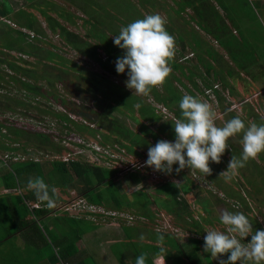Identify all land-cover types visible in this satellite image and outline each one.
Instances as JSON below:
<instances>
[{"label":"rangeland","instance_id":"rangeland-1","mask_svg":"<svg viewBox=\"0 0 264 264\" xmlns=\"http://www.w3.org/2000/svg\"><path fill=\"white\" fill-rule=\"evenodd\" d=\"M10 4L13 5L15 8L14 11L18 10L19 8L25 9L27 12L34 13V15L39 19L40 24L43 26V28L46 30L47 35L37 37V34L33 36L32 33H30V38L34 40L35 44H40L45 47H52L53 45L56 46L54 48L58 53H61L63 58H55L54 60H49L46 58V51L44 52L41 50V52L38 54L39 56L34 57L27 54H21L19 51H2L3 55L6 58H9L11 60H17V63L26 65L27 67L32 66L35 67L36 72L39 73V78L37 81L41 84H46L47 81L44 79L45 76L56 78L57 74L61 72V75L64 74V76H68L72 79L69 80L68 85L72 88L73 84L79 85L77 88L78 95L77 97H74L71 95L65 88H59L57 89V93L62 95L64 98L73 99L78 104H82L86 106L87 108H93L98 110L97 112L101 116V111L105 109L106 103L111 102L114 106H116L115 109L110 113H107V116H110L112 118L119 117L120 121L115 126H120L121 128H127L132 132H137L141 135L142 140L140 143L131 142L130 140V134L126 133L128 135L123 137L120 136L121 134L119 131L113 134V141H106L105 134L110 133L111 131L107 128L108 120H103V124L100 122L96 123V125H93L96 129L99 130L100 134L97 135L96 138H91L90 134L95 135L97 133V130L91 129L89 127H85L84 125H78V123H70V121L61 120L57 121L53 114L51 112H45L44 108L47 107L48 109H54L55 111L60 110L61 112H68L71 114L72 120H76V122H80L83 120V117L86 118V116H82L78 114L76 111L73 110H61L64 107H62L60 104H56L52 99H48L40 96V95H34L32 92H29L26 90V88L21 87L20 84L12 78L11 75L16 74L15 70L10 68L7 65H4L0 62V70H2L5 74L6 79L0 80V121L4 120L3 122H6L5 119H9L13 121L16 125H21L23 127V130L25 131H32V130H39L44 132H49L53 138V140L56 143H60L61 146L65 145L67 146V150H64V152H56L57 150L52 149L50 145L41 144V146H37L38 142L29 135L26 132H22V134L18 138H21V142L23 145L27 146L26 149L30 150V154L34 155L36 157H41L45 159L46 161H50L51 164L55 162L53 158L60 157V158H82L86 160H97L100 163L104 164H111L113 168H121L125 170V167L133 168L132 170H142L146 177L148 178V185L149 190L152 194L149 196L144 195V193H138L137 195H133L131 197H125L121 202L122 208H128L130 209V202L134 204L136 207L142 208L143 211L150 210V212L154 213L157 208L155 206H151L152 202L149 201L150 197L154 201H163V197L169 196L168 194L160 191L162 189L161 187L157 188L158 185H160L165 180H176L179 182H182L184 179V174L182 171L178 172L176 175H174L172 178L170 177L169 173H165L162 171H157L152 169L151 167H148L146 165H143L142 167L139 166L140 162H144L147 159V153H148V147L150 144H155L160 139L165 140H174L175 133L172 122L180 118L181 109L179 108V101L182 98L184 94H191L205 102H207L210 106V108L213 110L215 114V123L217 126H223V124L230 120L231 118L235 116H240V118L245 122V124L249 123H264V120L261 119V117H264V81L261 80L262 78H255L252 75L248 74L247 72L241 70L238 68L236 63L232 60L231 56L227 53V51L219 46V43H216L214 41L215 39L207 34L203 29H201L196 22H187L186 19H188L189 12H192V9H188V11H184L182 13L183 16L177 17L174 8L175 2L174 0H158V2H155V4H152L150 2H138V0H132V2L136 3L138 5L139 10H141V13L139 15H143V17L146 14H158L162 17L164 23L172 24L173 25V34H170L174 38V49L175 51V57L178 58L181 54L182 50V43L177 41L178 35L180 33H184L189 31V34H187L189 37H191L190 32L193 28L199 32V34L202 35L204 39H206L209 43L213 44L214 47L219 49V51L224 55L223 61L224 63L218 64L219 62H216V68H220L219 66L224 67V74L229 80L230 85L234 86L235 92H230V89L224 85L221 81H216L215 84L218 85L217 88L223 89L226 95L228 97L226 99H220L219 97H216L211 94L209 95L206 91L205 93V84L203 83V80L201 77L195 76V79H197V82L199 84V87L194 86V84L189 80L187 76H185L182 71L176 70L177 76L180 77V80L177 78L172 77V75H168L166 79L164 80L162 84L158 86H154L151 88V91H149L146 94H136L133 93V90L126 87L125 81L127 79V74L125 73H115V71L112 70V72L104 71L103 67L101 66L100 62L95 61L93 58L82 54L80 51H77L75 48L70 44L65 43L63 38L59 36L58 34H55L48 26V21L46 20V17L42 14V12L39 9V5H46L42 7H47L49 10V13L52 14L53 17H58L60 20H62L64 23H66L70 28L78 30L82 35L83 39H88V41L91 44V49H93L95 42L97 41L93 37H87L86 31L89 30L91 25L83 23L82 18H89L90 16H96L98 14L99 8L92 6L97 1L103 2L104 5L112 6V7H120L122 6L119 2L120 0H71L72 3L69 0H9ZM217 1V0H216ZM34 3L38 5L31 6V3ZM99 2V3H100ZM218 2V1H217ZM229 3L234 5V9L232 12L233 16H245L247 17L248 14H252V16L257 17V20L264 24V0H250V5L246 3L245 0H228ZM123 3V2H122ZM219 3V2H218ZM131 4V3H130ZM77 5L84 6L86 10H81L77 8ZM100 5V4H99ZM115 7V9H116ZM137 8V6H136ZM257 10V11H255ZM113 10V8H110ZM138 9V8H137ZM137 9H134L132 6L130 8L127 7L126 4H123V11L125 14L131 15L133 18L138 15ZM63 10L65 13H69L72 15V19L77 21L78 24H70L67 20H64L60 15H58L59 11ZM254 10V11H253ZM100 12L103 13L102 10ZM115 12V10H114ZM223 12V10H222ZM224 13V12H223ZM11 16H13V13H11ZM108 18L106 20L111 21L113 23V19L109 18V15H106ZM111 16V15H110ZM117 16V14H116ZM121 17V16H120ZM140 18V16H139ZM27 19V18H26ZM141 19V18H140ZM20 20V18H19ZM16 21V20H15ZM10 23L8 18H2L0 19V33L4 29L8 30L9 25L14 28H21L18 26V24H14V19L11 20ZM17 22V21H16ZM18 23V22H17ZM117 23H121V21L117 20ZM250 25V22L247 24V26ZM122 26H120L121 29ZM24 31L28 32V29L22 28ZM21 29V30H22ZM92 29L90 28V31ZM101 30L102 34H106V31L111 36L112 39H114L115 34L113 32H109L108 29H98ZM259 31V30H257ZM6 32V31H5ZM254 31L248 32V34H252ZM261 35L264 34V29H261ZM189 39H187L188 41ZM94 42V44L92 42ZM80 43L89 44V42L85 40H79ZM100 48L98 49L100 51L101 56L103 59L107 57L106 53L104 52V48L106 49V46L104 42H101ZM111 45V43H110ZM186 48L184 49V53L190 56L189 61L185 59H180V62H185L188 64L187 67L191 66L194 68L193 64L198 63L200 67V71L203 73H206V67L202 65L201 62H198V59L196 57V54H194L189 46V44H186ZM261 50L264 52V44H260ZM112 47V45H111ZM9 50V49H8ZM180 51V52H179ZM10 54V56L8 55ZM173 57V55H172ZM19 59V60H18ZM73 62H75L73 64ZM30 63V64H29ZM78 66H77V65ZM110 65L112 64L109 63ZM168 66L171 68V66L168 64ZM233 66L235 71V76L229 75L227 72L228 67ZM80 67L81 69H79ZM187 67L185 68L186 73H190L188 71ZM68 71V73H66ZM92 72H98L105 74L106 77H102L98 75L97 78H94L95 73ZM237 72L240 74L237 75ZM19 77L25 78L24 75L18 74ZM212 79V76H210ZM98 80H101L104 88L106 90L112 91L108 93L110 96L101 95L104 97L99 96V98L105 99V103L103 106H99L97 104V99L95 100V96H91L90 93L87 94L88 88L90 87L89 92L93 90L92 85L97 86ZM172 81L173 88L168 89L166 87L168 82ZM183 81V83H182ZM88 82H90V86H88ZM59 85V82L57 83ZM88 87V88H87ZM75 87H73L74 89ZM175 88V91L178 94L179 99L175 100L173 95V89ZM60 91V92H59ZM153 91V92H152ZM155 91L159 92L162 96V98L155 97ZM140 96L143 99H145V102L147 105H149V108L152 107V110H147L146 114L143 115L141 113L139 105L134 102L135 98L134 96ZM9 97L8 100L3 99ZM43 98V100H41ZM225 98V97H224ZM13 99L15 100H22L24 101L20 105H15L13 103ZM39 99L41 101H39ZM3 100V101H2ZM4 102V103H3ZM231 102V103H230ZM5 103L11 104L13 107H8ZM41 103V108H38L37 104ZM132 103H134V108L131 110L129 108ZM141 107V106H140ZM22 108V109H21ZM92 110V109H91ZM110 110V109H107ZM92 118V116H91ZM87 119V118H86ZM105 119V118H104ZM72 122V121H71ZM163 123V124H162ZM149 126V128L147 127ZM67 126V127H66ZM114 126V125H113ZM145 126L148 128L146 130ZM81 128H86L87 130H81ZM80 131V132H79ZM81 131H87L89 133H81ZM7 139H10L12 142L14 140L12 137L8 135H4ZM241 138L242 133L237 134L234 137H230L228 140L229 147L225 150V153L222 154L221 161L219 163L211 162L210 161V167L212 169L211 173L208 175H205L203 173H200L199 170H190L188 167H185L182 169L187 176H185L186 183H190L191 189L186 192L183 191L182 193L189 201L190 205L188 207H185L184 201L181 202V204H175V201L171 197L172 205L177 209L175 212L178 215H181L182 219L189 218L191 221H194L198 224L199 221L194 219L193 217H190V213L193 212L195 215V218L200 216L201 224L204 225V230L190 231L189 229H181L180 225L184 223V221L176 220L174 219V215L171 216L168 214L164 209L157 210V212L160 213V215L157 217V219L154 221L144 220L142 222H145L146 224L140 223L141 220L134 219L133 221H127V218H125V223L127 224H135L137 222L136 227L135 226H124L125 231H127L131 236L137 237V231L141 232L143 237H148L145 239L147 243L140 242V239L138 242H136L137 247L142 250L143 247L149 246L151 244L150 237L153 236V230L156 229H162V230H169V232L172 231L177 234V236L182 241L189 240L188 237H198L202 238L200 245L201 247V255L206 257L204 258V262L206 264H210L213 262L212 259H210L209 254H205L203 245H204V236L206 235V230L215 229L219 231H225L226 228L223 224L219 221V215L222 211L228 210L229 208H240L245 209V204H249L250 209H246V213H248V218L251 220L253 230L258 229L257 224H260L259 229L264 230V202L259 203L256 199H253L250 196V193L253 194L255 190V186L260 185L261 192L259 195V198H264V184L262 183L264 180V157H259L261 154L264 156V152L259 153L255 158L249 159L245 165L242 168H239L236 172V175L233 176V178L225 182L224 178L222 176H219V174L227 169L228 162L232 158L233 154L232 152L235 151V155L239 157L240 152L242 150L241 145ZM22 139H24L22 141ZM3 141H6L4 139ZM121 142H125V144H129L136 148L137 153H132L128 150L126 146H124ZM30 145V147H28ZM9 153V152H7ZM18 158L25 159L28 155L25 154L23 150H19L17 152ZM20 153V155H19ZM32 153V154H31ZM3 155L2 152H0V156ZM23 155V156H22ZM14 157L15 158H17ZM113 158V160L111 159ZM5 159L8 161V157L5 156ZM11 160V159H9ZM44 160V161H45ZM108 160V161H107ZM2 166H0V239H5L2 245H0V264H44L42 259H39V256H42L41 254H36V249L33 243H31L28 239V233L27 232H19L15 233L13 235H10L11 232H14L15 229H17V220L14 213V210L12 208V204L15 203L16 208L18 209L19 213H29L27 209L24 207L23 202V194L21 193L22 201L18 198L17 194L20 192L14 191V189H7L4 181L12 182L13 179L15 180L16 177L21 182L22 190L25 191L28 189L27 183L25 181H28L29 178L35 176L29 175V174H22L20 176L16 175L14 173V170H16V164L15 165H8L4 159H3ZM18 165V164H17ZM178 165L173 166V171H175V168ZM2 169V170H1ZM7 170V171H6ZM131 170V169H130ZM12 172V174H11ZM110 170H106V173H110ZM176 172V171H175ZM185 174V175H186ZM40 177V176H39ZM36 176L33 178L35 179ZM57 178V176H55ZM253 180L255 183L253 184ZM117 184L119 185L120 182L118 179H116ZM142 184L134 185L132 187L128 188V192H132L136 190L138 187H140ZM162 186V184L160 185ZM183 186H186V184H183ZM106 187L102 188L100 191L104 196H110V192L105 189ZM56 189L58 192L64 196V197H73L76 195L75 190L71 189L70 191H61L59 186H56ZM147 189V188H145ZM183 190H186L183 189ZM9 194V195H8ZM93 195L97 196V192H93ZM13 199V202L11 203L10 197ZM78 198L74 197V200ZM131 199V201H129ZM245 199V200H244ZM223 200L225 202H223ZM261 200V199H260ZM257 201V202H256ZM63 200H59L56 202L57 204H61ZM129 202V205H126ZM113 203V202H112ZM126 203V204H125ZM200 204V205H199ZM114 207L115 203L111 204ZM150 205V206H148ZM204 205H209V207H212V213L210 212L211 220L209 222H204V219L206 220L208 216V212L205 210ZM65 207V206H63ZM133 208V207H132ZM135 209V208H134ZM88 209L84 210H71L70 213L64 211L60 212L61 214H64L65 212L67 214L71 215H86L85 213ZM116 211V210H113ZM148 212V211H147ZM145 212V213H147ZM149 212V213H150ZM231 212V211H230ZM232 212H235L232 210ZM240 212V211H239ZM134 213V212H133ZM135 214V213H134ZM192 216V215H191ZM35 216H31L30 218H34ZM40 217V218H39ZM36 218V221L41 225V223H46L48 225V220L45 219L42 216H39ZM63 217V216H62ZM62 222H69V224L77 225L78 221H72L71 218H62ZM120 216L112 217L110 219H115ZM49 218V217H48ZM109 219V220H110ZM121 219V218H118ZM40 220V221H39ZM50 220L52 223L55 222V217L51 216ZM147 221V222H146ZM140 223V224H139ZM66 225H63L65 227ZM49 227V226H48ZM205 231V233H204ZM94 231H91L89 235H92ZM140 233V235H141ZM85 235V234H83ZM88 237H86L87 239ZM171 236H168V240H171ZM246 240L251 239V235L245 238ZM153 243V242H152ZM32 249V252L26 251L25 248ZM47 247V246H44ZM141 247V248H140ZM47 249V248H46ZM92 250H90L91 253ZM29 253H32L34 255V260L30 261L28 258H31L29 256ZM89 253V255H90ZM94 258L95 255L91 254ZM102 251H100V257L101 262H99L96 258H94L97 263L99 264H106L107 256L103 257ZM174 257H172L171 260L168 262L173 261ZM216 263V262H215ZM245 264H251V262L246 261Z\"/></svg>","mask_w":264,"mask_h":264},{"label":"trees","instance_id":"trees-1","mask_svg":"<svg viewBox=\"0 0 264 264\" xmlns=\"http://www.w3.org/2000/svg\"><path fill=\"white\" fill-rule=\"evenodd\" d=\"M71 3L72 1L69 0ZM219 2V5L223 8L225 11V14H223L216 3L212 0H174L175 7L174 11L178 18L179 16H183L182 13L184 11H188V9H192V12H189V18L186 19L187 22H196V24L203 29L207 34L212 36L216 41V43H219V46L224 48L227 53L231 56L232 60L236 63L239 69L247 72L248 74L252 75L255 78H264V52L261 50V45L264 44V34L261 35V29H264V24L259 22L257 20V17L252 16V14H248L247 17L245 16H233L232 12L234 5L229 3L228 0H217ZM247 4L250 5V0H245ZM97 1L95 5L92 6L98 7L99 12L96 16H90L89 18H82L84 21V25L88 24L91 25L90 28L92 29L90 31V28L88 31H86L87 37H93L97 41L92 42L94 44L93 49H91L90 40L83 39L80 35L78 30L70 28L66 23H64L62 20H60L58 17H53L52 14L49 13V10L44 5H39V9L42 12V14L46 17V20L48 21V26L55 34H58L63 38L65 43L70 44L73 49L75 48L77 51H80L82 54L87 55L91 58H93L95 61L100 62L101 66L103 67L104 71L112 72L115 71V73H118L115 68V61L117 57L123 55L124 50L116 46L113 42L114 39L111 38V36L106 31V34H102L101 30L98 29H108L109 32H113L115 35L119 33L120 26H126L128 23L143 18V15H139L141 13V10H139L138 5L136 3L132 2V0H120V4L122 6L120 7H112V6H105L103 2ZM123 2V3H122ZM138 2H150L152 4H155V2H158V0H138ZM131 3V4H130ZM73 4V3H72ZM100 4V5H99ZM123 4H126L128 8L131 6L134 9H137L138 15L136 18L132 17L129 14H125L123 11ZM31 6L38 5L31 3ZM137 6V8H136ZM251 6V5H250ZM78 9L86 10L84 6L77 5ZM110 8H113L110 9ZM13 5L10 4L9 0H0V17H7L8 19L12 20L14 19V24H18L21 28H14L9 25V29H4L2 33H0V52L1 55H3L2 51H19L21 54H27L34 57L39 56L38 54L43 50L46 51V58L49 60H54L56 57L63 58L61 53H58L54 48L56 46L52 47H45L40 44H35L34 40L30 38V32L24 31L22 28L28 29L29 31L35 32L37 34V37L47 35L46 30L43 28V26L40 24L39 19L34 15V13L27 12L23 8H19L18 10L14 11ZM254 9V8H253ZM100 10L103 11L100 12ZM115 10V12H114ZM255 10V9H254ZM253 10V11H254ZM257 11V10H255ZM13 13V16L10 15ZM109 15V18L113 19V23L111 21L106 20L108 17L106 15ZM117 14V16H116ZM58 15L62 17L64 20H67L70 24H78L77 21L73 20L69 13L63 12V10H60ZM111 15V16H110ZM121 16V17H120ZM140 16V18H139ZM20 18V20H19ZM27 18V19H26ZM18 22H16V21ZM117 20L121 21V23H117ZM250 22V25L247 26V24ZM13 23V22H12ZM165 29L168 31L169 34H173V25L164 23ZM22 29V30H21ZM259 30V31H257ZM6 31V32H5ZM254 31L252 34H248V32ZM187 34H189V31L184 33H180L178 35L177 41L182 43V50L181 54L178 58L175 57V49L173 50V57L171 56L168 60V64L171 66L170 73L168 75H172V77L177 78L180 80V77L177 76L176 70L182 71V73L189 78V80L194 84V86L199 87V84L197 82V79H195V76L201 77L203 80V83L205 84V88H210L215 85L216 81H221L224 83L225 86H227L231 92H235L234 86L230 85L228 78L224 74V67L219 66L220 68H216V62H219L218 64L224 63L223 57L224 55L213 46V44L209 43L206 39L202 37L201 34L195 28L192 29L190 32L191 37H189ZM187 39H189L187 41ZM79 40H85L89 42V44L80 43ZM101 42H104L106 49L104 48V52L106 53L107 57L103 59V57L100 54V51L98 50L100 48ZM112 47H111V45ZM186 44H189L192 52L196 54V57L198 59V62H201L203 66L206 67V73H203L200 71V67L198 63L193 64L194 68L188 66L185 62H180L179 58L185 59L189 61L190 56L184 53V49L186 48ZM9 49V50H8ZM179 51V52H180ZM0 55V62L4 65L9 66L13 70H15L16 74L11 75L14 80H16L21 87L26 88L27 91L32 92L34 95H40L45 98L46 100L52 99L56 104H60L62 107H64L61 110H73L76 111L78 114L83 117V120L80 122H76V120H72V118L69 116L70 114L68 112H61L60 110L55 111L54 113L59 116L61 119L70 121V123H78V125H84L85 127H89L91 129L97 130V133L95 135H92L91 133L87 131H81L87 132L90 134V137L96 138L98 134H100L99 130L96 129L93 125H96V123L100 122L103 124V120H108L107 128L111 131L110 133H106L104 137H106V141H113V134L119 131L121 134L120 136H127L126 133L130 134V140L131 142L140 143L142 140V137L137 132H132L127 128H121L120 126H115L120 121L119 117L112 118L110 116H107V113L112 112L115 109L116 106H114L111 102H107L105 109L103 112L101 111V116L98 113L99 111L93 108H87L86 106L82 104H78L73 99H66L59 93H57V89L59 88H65L71 95L74 97H77L78 90L76 87L79 85L73 84V87L71 88L68 85L69 80L72 81L70 77L64 76V74L61 75V72L57 74L56 78H51L48 76H45L44 79L47 81V85L43 83H39L37 79L39 78V73L36 72L35 67L19 64L17 63V60H11L9 58H6L4 56ZM10 56V54H8ZM19 60V59H18ZM112 64L110 65L109 63ZM75 62H73L74 64ZM30 64V63H29ZM77 65V64H76ZM78 66V65H77ZM187 67L188 71L190 73H186L185 68ZM81 69L80 67H78ZM235 68L233 66H229L227 69V72L229 75L235 76ZM68 73V71H66ZM95 73L94 78H97L98 75L102 77H106L105 74L98 72H92ZM18 74H22L25 76V78L19 77ZM240 73L237 72V75ZM212 76V79L210 78ZM5 74L2 70H0V80L6 79ZM99 78V77H98ZM59 82V85L57 84ZM165 82V81H164ZM169 84L166 85L168 89L173 88L172 81L168 82ZM183 83V81H182ZM88 86H90V82H88ZM88 88V87H87ZM93 90L89 92L90 87L88 88L87 94L90 93L91 96H95V100L97 99V104L99 106H103L105 103V99L99 98L101 95L110 96L108 93L112 92L109 90H106L104 88L101 80H98L97 86L92 85ZM264 89V87H263ZM173 95H175L174 99H179L177 92L175 91V88L173 89ZM60 92V91H59ZM153 92V91H152ZM155 97L162 98L161 94L157 91L154 92ZM220 99H225L226 97L223 96L219 91H217ZM135 100L134 102L139 105V108L141 113L143 115L146 114L147 110H152V107L149 108V105L145 102V99H143L140 96L133 95ZM104 97V96H101ZM225 97V98H224ZM8 100L9 97L3 98ZM13 103L15 105H20L24 101L22 100H15L13 99ZM43 100V98L41 99ZM39 99V101H41ZM3 101V100H2ZM4 103V102H3ZM231 103V102H230ZM8 107H13L11 104L5 103ZM38 108H41L42 104H37ZM134 103L129 107L131 110L134 108ZM141 106V107H140ZM14 108V107H13ZM22 109V108H21ZM92 109V110H91ZM110 109V110H107ZM45 112H52L51 110H56V108H44ZM98 111V112H97ZM92 116V118H91ZM105 118V119H104ZM6 122H3L4 120L0 121V152L3 153V155L0 156V166H2L3 159L4 161L12 166L16 164V170H14V173L18 176L22 174H29L34 175L39 178H42L47 185H49V188H55L56 186L60 187L61 191H70L71 189L75 190L76 195L71 197H64L61 194L58 193L56 189L55 193V200L58 202L59 200H63L61 204L55 203V207L49 208L46 206V202H42L41 208H33L31 209V204L38 199L34 195L33 191L27 189L25 191L22 190L21 182L18 179V177L13 179L12 182L4 181L6 188L8 189H14L16 192H20L17 194L18 198L22 201L21 193L23 194V202L24 207L27 209L29 213H22L20 214L18 209L15 206V203L12 204V208L14 210L16 220H17V229L14 230V232H11L9 237L15 233H19L21 231L28 233V238L30 241H33V245L35 246L36 254H41L42 256H39V259H42L44 264H99L97 261L87 253L86 250H81L78 248L76 241L78 240V236L83 232L80 229H74L75 236L74 238L67 239L68 241H64L62 237H59L57 233L49 234L48 231L46 232L44 230V226L40 225L36 218H38V215H43L47 211H54V212H64L66 211L63 206H66L67 204H70L74 202V197L76 198H85L87 202L89 203H95L99 206L104 207L107 210H115L118 209L122 210L124 213L120 212L118 210V218H127V221H133L134 219H147L150 221H154L157 219V217L160 215L157 210L164 209L168 214L171 216L174 215V219L184 221L183 224L180 225L181 229H189L190 231H199L204 230V225L201 224L200 216L195 218V215L193 212L190 213V217H193L194 219L198 220L200 224L191 221L189 218L182 219L181 215L176 214L175 212L177 209L172 205L171 197L175 201V204H181L182 201L185 203V207H188L190 205L187 198L182 193L183 191L188 192L191 189L190 183L187 184L185 181V176L187 174L181 170L184 174V179L182 182L176 181V180H165L162 182V186L158 185L157 188L161 187L160 191H162L165 195L168 194L169 196L163 197V201H154L153 199L149 198V201L152 202L151 206H155L157 210L152 213L150 210L143 211L140 207H135L132 203L131 199H129L131 210H128V208H122L121 202L125 197H131L133 195H137L138 193H144V195H151L152 193L149 190L148 185V178L144 174L142 170L136 169L132 170L133 168L125 167L124 169L121 168H113L111 164L107 165L104 163H100L97 160H86V159H76V158H69V159H63L60 157L53 158L55 162L53 164L50 163V161H46L45 159L41 157H36L34 155L29 156L30 150L26 149L23 143L21 142V138H17L19 141L17 144L11 143L10 139H7L4 135H8L9 133H12V135H15L18 137L22 134L23 127L21 125H16L13 121L9 119H5ZM72 121V122H71ZM163 124V123H162ZM114 125V126H113ZM67 127V126H66ZM149 128V126L147 125ZM145 126V129H148ZM81 130H87L86 128H81ZM27 134L31 137H33L37 142V146H41V144L47 143V145H50L52 149H56V152H64V150H67V146L62 145L59 143H56L51 134L49 132L37 131H25ZM80 132V131H79ZM113 132V134H112ZM83 133V134H85ZM125 135V136H124ZM6 139V141H3ZM8 141V142H7ZM124 146L128 148L129 151L132 153H137V150L135 147L125 144V142H121ZM30 147V145H28ZM19 150H23L25 154L28 156L25 159L18 158L17 152ZM9 152V153H7ZM32 154V153H31ZM233 155H235V151L232 152ZM20 155V153H19ZM5 156L8 157V161L5 159ZM14 159V157H16ZM23 156V155H22ZM236 156V155H235ZM259 157H264L262 154ZM113 160V158H111ZM45 160V161H44ZM108 161V160H107ZM18 164V165H17ZM131 169V170H130ZM2 170V169H1ZM106 170H110L111 172L108 174L106 173ZM7 171V170H6ZM1 174V172H0ZM12 174V172H11ZM177 172L173 171L170 173V177L172 178L174 175H176ZM186 174V175H185ZM35 176L31 177L34 178ZM57 176V178H55ZM116 179L120 182L118 185L116 182ZM250 181H253L250 179ZM264 184V180H262ZM27 183V181H25ZM255 183L254 181L252 182ZM140 185L136 190L132 192H128V188L132 187L134 185ZM183 184H186V186H183ZM106 187L110 192V196H104L102 192L100 191L102 188ZM255 190L252 193H250V196L253 199H256L259 203L264 202V198H259L261 188L260 185L255 186ZM147 188V189H145ZM186 190H183L185 189ZM93 192H97L98 195H93ZM9 195V194H8ZM11 200V203L13 202V199L11 196L9 197ZM261 199V200H260ZM245 200V199H244ZM256 201V202H257ZM115 203L114 207L113 203ZM223 202H225L223 200ZM127 203V202H126ZM125 203V204H126ZM104 204V205H102ZM129 205V202L126 204ZM200 205V204H199ZM150 206V205H148ZM133 207V208H132ZM245 209L240 208H229L230 211L234 210L235 212H242L247 217L249 216L248 211L246 209H250L249 204H245ZM135 208V209H134ZM205 210L208 212L207 219H204V222H209L211 220V214L213 208L209 207V205H204ZM148 211V212H147ZM68 212V211H66ZM64 213L61 217L62 218H71L72 221H85L88 220L94 224H103L105 220H108L112 217H116L117 215H113L111 213L104 216V213L102 212H93L90 211V216L87 215H71ZM135 214H134V213ZM147 212V213H145ZM150 212V213H149ZM35 216L34 218H27L28 214L32 216ZM70 213V212H68ZM173 214V215H172ZM192 215V216H191ZM117 218V219H118ZM250 220V219H249ZM251 222V220H250ZM64 223V222H63ZM69 223V222H65ZM127 224V223H126ZM83 223L74 225V227H81ZM134 224H127L126 226L132 227ZM70 225H67L62 230V235L65 236H71L69 232L71 229H69ZM260 224H257V227L259 229ZM74 228L73 226H71ZM253 227V226H252ZM254 229V228H253ZM80 230V231H79ZM73 232V230H72ZM127 235L131 239L133 236H131L127 231ZM153 236L150 237L152 240L151 244L149 246L152 247L156 253H160V255H164L168 258V261L174 257L173 261L168 262V264H206L204 262V256L201 255V247L200 245L202 238L188 237L189 240L182 241L175 232L172 231L169 232V230H162V229H155L153 230ZM205 233V231H204ZM162 235L163 239L160 240L159 236ZM168 236H171V240H168ZM5 239H0V245L4 242ZM134 240H131L130 246L133 245L134 248L136 247V252H140V249L137 248V244L133 242ZM115 245V244H114ZM127 245V246H129ZM47 246V247H44ZM119 247L118 250H122ZM47 248V249H46ZM26 251L32 252V249L25 248ZM205 252V251H204ZM205 254H209L210 259L213 260L210 264H219V260L221 258L226 259L228 253L220 254V257L213 258L210 253L205 252ZM140 255V254H138ZM137 255V256H138ZM29 256L31 258H28L30 261L34 260L35 258L32 253H29ZM216 262V263H215ZM146 264H157V262L152 258L146 257ZM239 264V262H237Z\"/></svg>","mask_w":264,"mask_h":264},{"label":"clouds","instance_id":"clouds-1","mask_svg":"<svg viewBox=\"0 0 264 264\" xmlns=\"http://www.w3.org/2000/svg\"><path fill=\"white\" fill-rule=\"evenodd\" d=\"M28 32L35 36L33 31ZM113 42L124 50L123 55L115 61L116 71L126 72L125 84L133 93H148L152 87L162 84L170 73L168 60L173 55L174 38L165 29L160 15L146 14L122 26ZM179 108L180 118L172 122L174 140L160 139L150 144L144 165L169 174L173 172V166L178 165L175 168L177 173L188 167L208 175L212 171L210 161L219 163L229 147V138L242 133L239 157L233 155L227 169L219 174L228 182L249 159L264 152V123L246 125L237 115L223 126H217L209 104L191 94L182 96ZM59 119L61 123L60 117L56 120ZM261 119L264 120V117ZM27 187L39 201L46 202L47 207H55L56 189H50L42 178H29ZM86 215L92 217L90 213ZM219 221L226 230H206L203 245L205 252L210 253L214 259L228 253L226 259L219 260V264H245L246 261L264 264V230H253L249 218L242 212L224 210L219 215ZM249 235L251 239L246 240ZM140 238L143 239L142 234ZM159 239L162 240L163 236L160 235ZM135 264H146V254L138 255Z\"/></svg>","mask_w":264,"mask_h":264},{"label":"crops","instance_id":"crops-1","mask_svg":"<svg viewBox=\"0 0 264 264\" xmlns=\"http://www.w3.org/2000/svg\"><path fill=\"white\" fill-rule=\"evenodd\" d=\"M212 1H214V3H216L217 5H219V3L216 0H212ZM218 8L222 12L223 8L220 5L218 6ZM223 12L222 13L225 14L224 10H223ZM261 80L264 81V78H262ZM217 91H219L226 98L228 97V95L225 94L223 89L216 90V93H217ZM230 92H231V90H230ZM217 96L219 97L218 93H217ZM9 136L12 137V139L14 140V142H12L10 140L11 143L17 144L19 142L17 140L18 137H16L15 135H12V133H9ZM23 140L24 139H22V141ZM102 205H104V204H102ZM118 210H120V209H118ZM128 210H131V208ZM120 212L125 214V212H123L122 210H120ZM62 215L63 214H61L60 211L54 212V211L50 210V211L45 212L43 215H38V217L42 216L48 220V222H47L48 225H46V223H44V224L41 223V225L44 226V230L46 232L48 231V233L51 235L52 234L55 235V233H57L58 236L62 237V239L64 241H68L67 239L74 238V236H75L74 229H80L81 231H83L78 236V240L76 241L78 248L81 250H86L87 253H90V250H92L90 255L94 254L95 255L94 258H96L99 262H101L100 251H102V253L107 256V259H106L107 263L106 264H135V259H136L137 255L142 254V253L146 254L147 258L152 257L157 262V264H168V258L164 255H160V253H156V251H154L151 246L143 247L141 250V253H140V252H136L137 251L136 247L134 248L133 245H131V246L129 245L131 243V240H134L133 242L136 243V242H138L139 239H140V242L142 241L143 243H147L145 241V239H147L148 237H143V239H141L140 238L141 232L137 231V234H138L137 237L135 238L133 236L130 239L129 236L127 235L125 229H124V226H126L127 224L125 223V220L123 218L122 219L116 218V220L115 219H113V220L108 219V220H105L103 224H94L88 220H86L85 221L86 223H84V221L80 220V222H78V224L83 223V225L79 228V227H74L73 224L63 223L61 221ZM51 216L55 217L54 223H52V221L50 220ZM27 218H30V214H28ZM142 221H144V220H141L140 223ZM142 223L146 224L145 222H142ZM63 225H66V226L70 225L68 227H69V229H71V231L69 232V234L71 236L62 235L61 232L64 229ZM136 225H137V222L134 224V226L136 227ZM71 226H73L74 228H72ZM155 229L156 228H154L152 230H155ZM72 230H73V232H72ZM91 231H94V233L92 235H89ZM22 232L24 233V231H22ZM83 234H85V235H83ZM86 237H88V238L86 239ZM28 240L30 241V239H28ZM30 242H33V241H30ZM150 242H152L151 239H150ZM117 244H119V246L122 250H118L119 247L117 246ZM127 245H129V246H127ZM105 255H103L104 258L106 257Z\"/></svg>","mask_w":264,"mask_h":264},{"label":"built area","instance_id":"built-area-1","mask_svg":"<svg viewBox=\"0 0 264 264\" xmlns=\"http://www.w3.org/2000/svg\"><path fill=\"white\" fill-rule=\"evenodd\" d=\"M218 87V85H214L213 87H210V88H206L205 89V93L207 91V93L209 95L213 94L216 97L217 96V93H216V88ZM65 159H68V158H65ZM144 165V162H140L139 163V166L142 167ZM31 204V209L33 208H37V207H40L42 205V202L41 201H36L34 203H30ZM64 209L66 211H71L72 209L73 210H84V209H88L86 212H90V211H93V212H102L104 213V216H106L107 214L111 213L113 215H117L118 212L117 211H112V210H107L105 209L104 207L102 206H99L95 203H89L87 202V200L85 198H78L76 199L74 202L70 203V204H67ZM87 214V213H86Z\"/></svg>","mask_w":264,"mask_h":264},{"label":"flooded vegetation","instance_id":"flooded-vegetation-1","mask_svg":"<svg viewBox=\"0 0 264 264\" xmlns=\"http://www.w3.org/2000/svg\"><path fill=\"white\" fill-rule=\"evenodd\" d=\"M52 112L51 113H53V116H54V118L55 119H58L59 118V116H57L54 112H55V110L53 111V110H51Z\"/></svg>","mask_w":264,"mask_h":264}]
</instances>
